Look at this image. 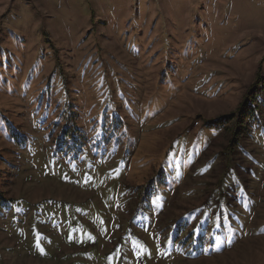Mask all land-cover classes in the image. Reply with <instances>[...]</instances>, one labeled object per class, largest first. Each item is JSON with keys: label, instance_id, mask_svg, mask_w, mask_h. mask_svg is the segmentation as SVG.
I'll list each match as a JSON object with an SVG mask.
<instances>
[{"label": "rangeland", "instance_id": "obj_1", "mask_svg": "<svg viewBox=\"0 0 264 264\" xmlns=\"http://www.w3.org/2000/svg\"><path fill=\"white\" fill-rule=\"evenodd\" d=\"M0 264H264V0H0Z\"/></svg>", "mask_w": 264, "mask_h": 264}, {"label": "trees", "instance_id": "obj_2", "mask_svg": "<svg viewBox=\"0 0 264 264\" xmlns=\"http://www.w3.org/2000/svg\"><path fill=\"white\" fill-rule=\"evenodd\" d=\"M256 96H254L255 98ZM69 109V108H68ZM73 111L67 112L66 120L71 121L73 119ZM257 119L256 108L252 102L244 100L242 101L236 110L215 117L211 120H205L204 127L216 130H226L229 134L228 147H234L238 144L240 137L244 136L247 132V126L249 122H254ZM113 122L119 124V118L114 117ZM25 140V136H22Z\"/></svg>", "mask_w": 264, "mask_h": 264}]
</instances>
